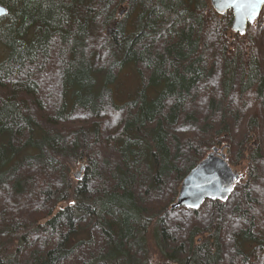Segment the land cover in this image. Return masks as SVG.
<instances>
[{"label":"trees","instance_id":"16d2710c","mask_svg":"<svg viewBox=\"0 0 264 264\" xmlns=\"http://www.w3.org/2000/svg\"><path fill=\"white\" fill-rule=\"evenodd\" d=\"M0 5V264H264V5L243 33L210 0ZM221 148L228 197L171 208Z\"/></svg>","mask_w":264,"mask_h":264},{"label":"water","instance_id":"95a60500","mask_svg":"<svg viewBox=\"0 0 264 264\" xmlns=\"http://www.w3.org/2000/svg\"><path fill=\"white\" fill-rule=\"evenodd\" d=\"M213 9L223 14L227 10L232 11V30L243 33L247 23H252L259 15L264 2L252 0L254 15H240L234 8L228 7L225 0H210ZM7 13L5 7L0 5V19ZM223 148L214 149L202 159L183 178L175 203L171 208L186 207L189 209L198 208L205 199L224 200L230 194L233 184L238 175L233 172L225 160Z\"/></svg>","mask_w":264,"mask_h":264},{"label":"rangeland","instance_id":"374dc122","mask_svg":"<svg viewBox=\"0 0 264 264\" xmlns=\"http://www.w3.org/2000/svg\"><path fill=\"white\" fill-rule=\"evenodd\" d=\"M121 16H123V14H121ZM7 51L0 48V62L3 61V59L6 57ZM138 79L135 73V70L133 68L132 65H128L125 66L119 77L117 78V80L115 81L114 85L111 86V88L113 87V94H114V98L117 102H124L127 101L129 99H131L134 94H135V90L138 86ZM150 93H152V91H150ZM253 144H255V142L253 141ZM233 171L239 173V174H243L245 169V166H243V164L240 163L239 166L237 167H232ZM76 174H80V172L78 170L74 171ZM154 264H156L154 262ZM162 264V263H159Z\"/></svg>","mask_w":264,"mask_h":264},{"label":"snow or ice","instance_id":"6c2138e0","mask_svg":"<svg viewBox=\"0 0 264 264\" xmlns=\"http://www.w3.org/2000/svg\"><path fill=\"white\" fill-rule=\"evenodd\" d=\"M225 3L228 7L234 8L240 15H254L252 0H225Z\"/></svg>","mask_w":264,"mask_h":264}]
</instances>
